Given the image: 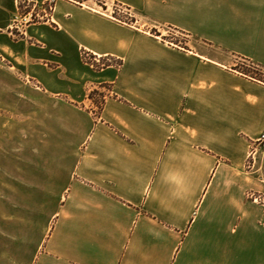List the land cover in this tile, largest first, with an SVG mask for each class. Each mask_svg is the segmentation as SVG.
<instances>
[{
    "label": "crops",
    "instance_id": "1",
    "mask_svg": "<svg viewBox=\"0 0 264 264\" xmlns=\"http://www.w3.org/2000/svg\"><path fill=\"white\" fill-rule=\"evenodd\" d=\"M111 4L0 0V264H264V0Z\"/></svg>",
    "mask_w": 264,
    "mask_h": 264
},
{
    "label": "rangeland",
    "instance_id": "2",
    "mask_svg": "<svg viewBox=\"0 0 264 264\" xmlns=\"http://www.w3.org/2000/svg\"><path fill=\"white\" fill-rule=\"evenodd\" d=\"M41 2V0H40ZM103 0H88L85 1L84 4L85 5H91L95 8H97L98 10H100L101 12H105V13H109L110 15H113L123 21L126 22H130V16H131V12L126 10L124 7H121L119 5H115V4H111L109 5V10H105L102 5H103ZM21 13L22 14H27L31 11L32 13V17H28L29 20V24H36L45 20H48L50 18V15L52 13L51 10H47L48 15L46 16L45 12L43 11V9L40 8H36L33 10V6L26 8V5L21 3ZM108 8V7H106ZM39 15V16H37ZM34 16V18H33ZM23 24H25L23 22ZM163 33H165V37L166 39L174 44H180V45H184L187 37L184 36L183 34H180L174 30H171L170 28H165V27H161L160 28ZM14 34L18 35L17 33V29L14 30ZM89 64L92 65L95 69L97 67H103V64L105 63V61H100V60H96L94 58H89ZM241 63V69L242 71H247V72H251L254 76L258 75V77L264 79V73L262 71H256L253 69V66L251 65V63L245 62V61H239ZM108 63V62H106ZM0 114L4 115V112H1ZM257 201H259L260 203L264 204V196L263 195H257L255 198Z\"/></svg>",
    "mask_w": 264,
    "mask_h": 264
},
{
    "label": "built area",
    "instance_id": "3",
    "mask_svg": "<svg viewBox=\"0 0 264 264\" xmlns=\"http://www.w3.org/2000/svg\"><path fill=\"white\" fill-rule=\"evenodd\" d=\"M21 3L26 5V8L32 7L33 10L36 8L43 9L46 16L48 15L47 10H53V6L56 0H20ZM39 16V15H37ZM28 17H32L31 11L23 15L24 22H28ZM34 18V16H33ZM98 60V59H96ZM264 154V133H262L252 144L247 160V168L251 170L259 160V157Z\"/></svg>",
    "mask_w": 264,
    "mask_h": 264
},
{
    "label": "trees",
    "instance_id": "4",
    "mask_svg": "<svg viewBox=\"0 0 264 264\" xmlns=\"http://www.w3.org/2000/svg\"><path fill=\"white\" fill-rule=\"evenodd\" d=\"M72 1L77 2V3H79V4L82 5V4H84L85 1H88V0H72ZM103 2H104V3H103V5H102V7L106 10V9H107V8H106V0H103ZM53 7H54V6H53ZM21 9H22V7H21V1H20V10H21ZM117 65L120 66L121 64L118 63ZM251 65L253 66V69H254V70H256V71H262V72L264 73L263 68H261L260 66H257V65L252 64V63H251ZM105 66H106V65H105ZM101 68H102V67H97L96 69H99V70H100ZM243 73H244L245 75H247V76H249V77L255 79V80H258V81H261V82L264 83V79L258 77V75L254 76L251 72H247V71H243ZM96 95H98V92H96V91L92 92V93H91V98L95 100V96H96ZM98 96H99V99H96V100H95V104H96V106H97L98 113H99V112L101 111L102 106H103L104 97H103L102 95H98Z\"/></svg>",
    "mask_w": 264,
    "mask_h": 264
}]
</instances>
